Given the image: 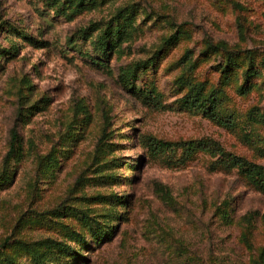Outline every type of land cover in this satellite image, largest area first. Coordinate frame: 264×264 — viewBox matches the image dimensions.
<instances>
[{
    "label": "rangeland",
    "instance_id": "rangeland-1",
    "mask_svg": "<svg viewBox=\"0 0 264 264\" xmlns=\"http://www.w3.org/2000/svg\"><path fill=\"white\" fill-rule=\"evenodd\" d=\"M222 39L263 73L264 0H0V172L12 128L22 152L0 175L13 264H40L38 252L43 264H264V125L251 117L264 76L244 79V52L222 72L207 47ZM184 77L219 89L234 124L184 107Z\"/></svg>",
    "mask_w": 264,
    "mask_h": 264
},
{
    "label": "trees",
    "instance_id": "trees-1",
    "mask_svg": "<svg viewBox=\"0 0 264 264\" xmlns=\"http://www.w3.org/2000/svg\"><path fill=\"white\" fill-rule=\"evenodd\" d=\"M118 13H119V11L116 14H118ZM237 21H238V23H237L238 30H241L242 28H244L242 21H240L239 19ZM176 29L163 38V43L169 42L171 39L179 37V31ZM109 32H110L109 28H104L99 35L98 40L100 42L99 44H100L102 51H104V49H106L105 43H106V38H107V35L109 34ZM240 35L241 36L243 35L242 32H240ZM98 47H99V45H98ZM207 47L211 48L212 51L218 52L221 56L223 54V56H222L223 58L220 57L221 60L217 63V65L220 66L221 71L222 70L224 71V70H226L227 67H230V65H228V63L231 60H233L236 55H240L241 52H244L248 55L247 61H246L247 64L245 65V68L242 71V75H243L244 79L248 81V80L252 79L254 76H258V75L264 76V57L261 58V64L263 65V68H262L263 73H261V70L258 68V66L255 65L254 57L252 56V54H249V52H250L249 49L243 48L241 50V47L237 48L233 44L230 46H227V42L224 41L223 39L217 40L215 43L209 42V43H207ZM104 53H105V51H104ZM201 54H203V52ZM181 61H182L185 69H183L179 74L183 75L184 71L190 70L192 68V66L190 65L191 60H190V56L188 55V50H186L184 52V54L182 55ZM135 64H139V63L137 62ZM130 69H132V65H128L126 68L123 66L120 67V71L118 73V79L124 85H128L127 78H128V75H130V73H131ZM225 75L227 77L229 75V73H225ZM183 79H184V85H186V89L181 94L179 101L184 107L201 111L207 117H209L212 120L216 121L217 123L225 125L227 127H231L234 124V118H233L232 114L221 115L218 112V105L220 102V98L217 95V92L219 91V89H217L215 87H211L208 90H206L205 89L206 82L204 80H194L193 78H190V77H184ZM181 83H182V81H181ZM243 85H244V83H241L238 86V89L241 92L245 91V90H243ZM250 87L251 86L249 85L247 88H250ZM144 96L146 97V93L144 94ZM253 110L254 109L252 108L250 113L251 112L254 113ZM255 112L257 114H255V113L252 114V116H251L252 119L255 121H258V122H260V124L264 125V113L262 111H260L259 109H257V111H255ZM18 138L19 137L17 135L16 129L12 128L10 130V139L8 141V148L5 152V154L3 156V160H2V170L0 172V175L6 176L5 178H3V176H2V179L6 180L7 177L9 178V175L12 176V168H10L9 173L6 172V171H8L9 166H11V165H9L11 159L15 158L16 160H19L21 158L22 152H21V148L18 145V140H19ZM187 144H188V146H191L192 142L188 141ZM50 157L55 158L53 154H51V156H47L46 157L47 163L50 161ZM43 162L45 163V159L43 161V157H41L39 159L40 165ZM231 164L239 166L241 168L250 169L241 158H237L235 156L232 157ZM48 165H52V163H49ZM257 169H259L260 171L264 170V168L262 166L255 167V171ZM51 211H54V209H52ZM82 214L85 217H87V215L85 213H82ZM87 220H88V218H86V221ZM73 235L75 238L81 236L76 231L73 232ZM9 238H10V236H5L2 240V242L0 243V264H13L14 262H16L15 261L16 260L15 252H13V251L9 252L7 250V249H9L8 248L9 247L8 246L9 245ZM80 238L82 239V237H80ZM49 241L54 243L58 247L59 250H62V253L60 252V255L62 254V256H64L63 255L64 252L68 253V254L72 253L71 252L72 250H73V254L78 253V251L73 246H71L70 244H68L67 242H65L63 240L50 239ZM18 242H22V240L18 239ZM24 243L26 244L25 246L27 248H33V246H32L33 243L28 244L27 241H24ZM33 256H34V259L38 263L43 264L44 254H42L41 252H38V253H34ZM62 256H60V259H59L60 261H61Z\"/></svg>",
    "mask_w": 264,
    "mask_h": 264
}]
</instances>
